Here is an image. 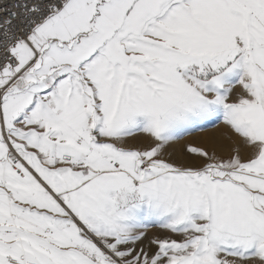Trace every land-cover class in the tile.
<instances>
[{"label": "snow or ice", "instance_id": "6c2138e0", "mask_svg": "<svg viewBox=\"0 0 264 264\" xmlns=\"http://www.w3.org/2000/svg\"><path fill=\"white\" fill-rule=\"evenodd\" d=\"M0 264H264V0H0Z\"/></svg>", "mask_w": 264, "mask_h": 264}, {"label": "rangeland", "instance_id": "374dc122", "mask_svg": "<svg viewBox=\"0 0 264 264\" xmlns=\"http://www.w3.org/2000/svg\"><path fill=\"white\" fill-rule=\"evenodd\" d=\"M224 131L225 129H223V127L215 128L206 133H199L193 136H189L185 140V143L191 142L193 144H201L205 146L223 145L225 149V154H226L227 144L224 142V139H223ZM162 234L163 233H161L159 229H153L152 231L149 232L150 236L151 235H162Z\"/></svg>", "mask_w": 264, "mask_h": 264}, {"label": "built area", "instance_id": "2783aa9c", "mask_svg": "<svg viewBox=\"0 0 264 264\" xmlns=\"http://www.w3.org/2000/svg\"><path fill=\"white\" fill-rule=\"evenodd\" d=\"M8 2H9V3H14V2H15V0H8Z\"/></svg>", "mask_w": 264, "mask_h": 264}]
</instances>
